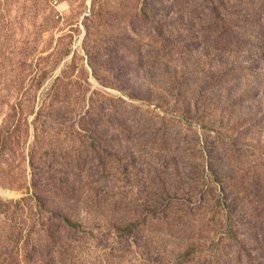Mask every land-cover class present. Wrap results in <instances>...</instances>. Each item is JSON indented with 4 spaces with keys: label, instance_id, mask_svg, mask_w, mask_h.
<instances>
[{
    "label": "rangeland",
    "instance_id": "obj_1",
    "mask_svg": "<svg viewBox=\"0 0 264 264\" xmlns=\"http://www.w3.org/2000/svg\"><path fill=\"white\" fill-rule=\"evenodd\" d=\"M0 264H264V0H0Z\"/></svg>",
    "mask_w": 264,
    "mask_h": 264
},
{
    "label": "trees",
    "instance_id": "obj_2",
    "mask_svg": "<svg viewBox=\"0 0 264 264\" xmlns=\"http://www.w3.org/2000/svg\"><path fill=\"white\" fill-rule=\"evenodd\" d=\"M37 202H39V199H36V203ZM62 220L64 221L65 226H67V227H73L74 226L67 218L64 217Z\"/></svg>",
    "mask_w": 264,
    "mask_h": 264
}]
</instances>
